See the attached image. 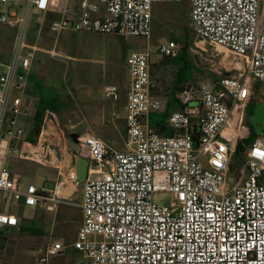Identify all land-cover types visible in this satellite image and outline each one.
I'll list each match as a JSON object with an SVG mask.
<instances>
[{
	"label": "built area",
	"instance_id": "1",
	"mask_svg": "<svg viewBox=\"0 0 264 264\" xmlns=\"http://www.w3.org/2000/svg\"><path fill=\"white\" fill-rule=\"evenodd\" d=\"M183 1L0 0L10 6L0 23L16 29L12 59L0 65V235L20 224L8 204L42 206L51 214L62 204L74 205L80 184L76 159L83 156L90 167L79 204L82 224L72 244L83 256L80 264H264V135L246 148L238 179L228 185L237 146L250 136L249 108L264 102V0H189L190 38L226 49L241 67L224 73L217 85L179 90L183 107L169 117L172 135L150 125L151 113L163 108L154 94L150 50L127 58L125 150L111 149L90 131L68 137L54 113L47 114L36 146L17 124L22 113L30 115L20 94L42 51L38 34L32 42L33 19L40 28L50 21L55 41L65 31L151 40L156 4ZM20 4L25 15L19 14ZM49 14L57 18L48 19ZM179 49L172 39L158 47L168 57ZM198 72L193 63L192 76ZM104 93L115 102L121 98L117 85L106 86ZM69 138L79 150L63 149ZM17 147L20 160L57 170L51 188L35 178L24 183L12 172L8 156L17 155ZM158 193L171 194V202H158ZM65 247L61 241L50 244L40 264Z\"/></svg>",
	"mask_w": 264,
	"mask_h": 264
},
{
	"label": "rangeland",
	"instance_id": "2",
	"mask_svg": "<svg viewBox=\"0 0 264 264\" xmlns=\"http://www.w3.org/2000/svg\"><path fill=\"white\" fill-rule=\"evenodd\" d=\"M188 6L190 7L189 0H184L180 3L156 4L151 40L141 37H118L115 35L66 31L63 32L58 41H55L48 28V30L42 29L41 35L39 37L37 36V41L42 51H38L36 54L31 74L34 81L40 82L44 87H47L48 90L50 89L49 91L58 94L61 99L69 103V106L72 108L73 117L67 114L63 119V117L56 115L57 118L59 117L60 125L67 133L68 137H71L73 133H78L82 129L79 127L80 121L82 120V122H88L103 139L110 143L113 149L125 150V133L123 132L122 124H116L118 129L122 132L121 133L116 129V125L110 122L117 120L116 116L112 114L113 112L121 118L125 117L124 107L126 101L123 95L118 102L110 100L106 98L104 90L105 86L109 83L119 86L121 91L126 89L128 79L127 58L132 52H145L150 50L152 53V63L154 65L156 64L157 67V69H153L154 81L157 83L155 77H159L168 87L173 83L177 68L171 64L165 65L161 63L160 60L163 59L158 51V47L160 43L167 42L171 38L179 39V37L185 35L187 31L189 34L188 42L191 51L193 56L196 57V65L201 71L198 72L200 75H197L195 78L199 84L207 83L214 86L216 85L214 76L220 79L226 72H236L234 71L235 69H233L234 66L241 67L239 63L240 60L226 49L212 42H205L199 39L200 37L197 38L194 35L192 36L193 38H190V34L193 31V24L191 18L186 15ZM4 8L3 5H0V13ZM22 15H25V9L22 11ZM33 18L34 13L31 20ZM1 26L4 27L3 25ZM5 27L1 30H4ZM32 35V42H34L36 35L33 33ZM15 37L14 34L8 35V38L3 42L5 49L9 51L14 49ZM46 50L55 52L48 53ZM163 65H165V67H163ZM29 82L32 81L30 80ZM159 84L162 88L165 87V84ZM33 86L34 85H30V83L27 86V91L29 90V93L36 91ZM99 98L103 100L99 101ZM160 101L164 105L166 100L163 98V100L160 99ZM198 104L199 102H193V105ZM179 105L180 104H177L176 110H180L178 108ZM62 109H64V105ZM160 113L161 112L151 113L150 125L152 128H155V123L162 119ZM98 115L102 122L94 119ZM33 122L34 117L27 115L25 112L18 116V127L26 130L24 139L30 137ZM83 130L84 129H82V131ZM82 133L83 132H81V134ZM72 146L77 150L80 149V145L77 143ZM19 153L20 148L17 147V155L13 154V152L10 154L8 165L17 174L20 172L17 170L20 168L19 165L29 167L30 170L36 172L35 180L37 184L42 185L44 183L45 174L52 173V170L32 162L19 160ZM236 157L237 160H235L234 168L229 176V187H232L238 179L240 169L244 165V159H246V152H244V155L241 154ZM14 164L17 165V168L14 167ZM33 180L34 179H32V181ZM82 190L83 184L80 183L77 195L82 196ZM155 198L162 204H169L172 200L171 194L168 193H158ZM77 200L78 199H75L73 202H81ZM19 206L20 203L18 202L8 204V207L12 209L11 212L15 213L20 218L21 222L20 226L4 231L2 238L9 240L8 243H10L12 247H15L14 244H17V249L19 251H28L29 245L26 240L39 238L40 235L21 231L20 227H26V225L31 224V222L35 220L33 219L34 217L39 220L42 226H44L47 221L48 223L55 222L56 225L58 217L55 219L54 217L52 218V216L56 215L48 212L45 213V210L43 213H39L37 217L33 215L34 208L27 207L22 211ZM78 209L80 208L78 207ZM41 214L43 215L42 218ZM59 222V228L62 229L63 232L61 236L63 238L62 242L68 245L70 241L76 239L80 222L77 217L60 219ZM37 226V224H33L32 228H36ZM12 247L9 249H12ZM68 251L75 254L73 248H70Z\"/></svg>",
	"mask_w": 264,
	"mask_h": 264
},
{
	"label": "crops",
	"instance_id": "3",
	"mask_svg": "<svg viewBox=\"0 0 264 264\" xmlns=\"http://www.w3.org/2000/svg\"><path fill=\"white\" fill-rule=\"evenodd\" d=\"M0 5H3L5 7L4 9H2L3 11H1L0 16H2L3 14H8L10 6L4 5V4H1V3H0ZM24 9H25L24 5L20 4L19 7H18L20 15L22 14V11ZM51 18H57V16L54 15V14H49L48 19H51ZM31 24H32L31 25V29H33V27H35V26L38 27L37 28L38 31H37V33L35 35H37V34L39 35V33L40 32L42 33V31H43L42 29H47V28L49 29L50 21L47 22V24L44 26V28H40L35 20H33V22ZM1 25H3L4 27L6 26L4 30H1V29L4 28ZM9 34L16 35V29L13 28L12 26L6 24V23H0V65L9 63L11 61V59H12V56H13L14 49H11L9 51V50L5 49V47L3 45V42L8 38ZM61 35H60V37H61ZM51 36H52V34H51ZM35 38H36V36H35ZM31 76H32V74H31ZM31 76L29 78V81L31 80ZM31 81L32 82H28V85H29V83H30V85H34L33 87H35V89H36L35 81L34 80H31ZM127 81H128V79H127ZM108 85H115V84L109 83ZM108 85H106V86H108ZM126 85H127V83H126ZM255 85L259 86V84L256 83V82H255ZM28 91H27V88H26V91L23 94H20L23 97V108L25 110H29L30 111V116H34L35 113H36L37 104H38L37 91H35L33 93H29ZM101 100H103V99L99 98V101H101ZM124 111H125V117L124 118H126V112H127L126 111V105L124 107ZM112 114H114V116H116L117 120L112 121L110 123L111 124H115V125L117 123H121L122 127H123L124 118H121L119 115L115 114L114 112ZM94 119H97V121L102 122L101 119H99V115L96 116ZM80 122L81 123L79 124L80 125L79 127H80V129L82 128L84 130L82 131V129H81L78 133H73V134H81V132H83L82 134H86V133H88V131H90V132L94 133L97 137L103 139L95 131V129L91 127V125L88 122H86V121L82 122V120ZM111 124H109V125H111ZM116 129H118L117 125H116ZM122 129H123V132L125 133V140H126V132L124 131V128H122ZM118 131H120V130L118 129ZM103 140L108 144V146L111 149H113V147L110 145L109 142H107L105 139H103ZM63 149L67 150V153L68 152H71V153L73 152L74 148L71 147L70 138L65 141V146H64ZM114 150H116V149H114ZM9 156H8V161H9ZM21 161H28V160H21ZM28 162H32V163H34L36 165H39V164H37V163H35L33 161H28ZM39 166H41V165H39ZM14 167L17 168V165L14 164ZM19 167L20 168L17 169L18 171H20L18 173V175L21 177V179L23 180L24 183H28L32 179L35 178V176H36V172L35 171L30 170V168L25 166V165L24 166L19 165ZM42 167L49 168V169L52 170V173L45 174V176H44L45 179H44V183H43L47 187L51 188L54 185V183H55V181L57 179V170L54 167H51V166H42ZM12 171L14 172V170H12ZM77 193L71 199L72 201H75V199H78L77 201H82V196L77 195ZM80 203L81 202H77V203H74V205L62 204L61 206H59V209H58L57 213L54 214L56 216H52V218L54 217V219L56 217H58V222L56 223V225H55V222L54 223H51V222L48 223V221H47V223L44 226H42L40 224L39 220H36L35 223H34V221H32L31 224L26 225V227H32L33 224H37L38 226L36 228H34V229H36V231H38V230L40 231L39 238L27 239L26 240V241H28L27 244L29 245L28 251H25V250L19 251L17 249V244H14L15 247H12L10 245V243H8L9 240H6V239L2 238L3 233H4L3 232L0 235V264H40L39 258L41 256V254L43 253V251L50 244H52V243H54L56 241H61L62 242L63 238L61 236H62L63 232H62V229L59 228L60 219L63 220V219H69L71 217H77L79 222H80V225H79V229H80L81 224H82V210L79 207ZM78 207L80 209H78ZM19 208L23 211L24 206L22 205V203L20 204ZM43 212H44V207L38 206V207L34 208V214L33 215H36L38 217L39 213H43ZM45 213H46V211H45ZM42 217H43V215L41 214V218ZM33 219H36V217H34ZM20 222H21V220H20ZM19 226H20V224H19ZM13 228H16V227H13ZM22 228H23V226L20 227L21 231H22ZM9 229L10 228H6L4 231L9 230ZM79 229H78V232H79ZM76 239H77V237H76ZM75 240L74 241H70L68 243V245L65 244V246H66L65 250L61 254L51 257L49 259L48 264H80L83 261V256H82V254L79 251L75 250L72 247V244L75 242ZM10 246L12 247V249H9V248H11ZM70 248H73V250L75 251L74 252L75 254H73V252L70 253L68 251ZM18 251H19V253H18ZM23 251H25V252H23Z\"/></svg>",
	"mask_w": 264,
	"mask_h": 264
},
{
	"label": "trees",
	"instance_id": "4",
	"mask_svg": "<svg viewBox=\"0 0 264 264\" xmlns=\"http://www.w3.org/2000/svg\"><path fill=\"white\" fill-rule=\"evenodd\" d=\"M186 15L187 17L191 18L189 6L187 7ZM37 31H38L37 27L36 28L33 27V29H31V34L33 33L35 35ZM171 39L176 41L180 45L179 52L175 57H168V56L161 55L163 60H160V61L161 63H164L165 65L167 64L174 65L177 68V71L175 73L173 83L169 87L165 84V82L162 79H160L159 77H155L157 80V87L154 90V94L157 98L162 99V100L164 98L166 100L165 104L163 105L162 111H160L161 112L160 114L162 115V119L155 123L154 129H157L158 131L166 135H172V131L169 128V123H168L170 115L174 111H176L177 104H180L178 107L179 109H182L183 107L177 97V92L181 89L194 88L195 90H198L199 88L198 81L192 76V73H191L193 63L196 64V60H195L196 57L192 56V58H190L191 48L188 42L189 41L188 31L186 32L185 35L180 36L179 39H175V38H171ZM190 59H192L193 62H191ZM165 65H163V67H165ZM154 68L157 69L156 64L155 65L152 64L153 77H154V71H153ZM33 79L34 78H32L31 76V80ZM214 81L216 82V85H217V83L219 82V79H217L216 76H214ZM158 82L165 84V87L162 88ZM35 85H36V91H37V97H38V104H37L36 113L33 116L34 122H33V127L31 129V132H30V137L27 138V140L31 142H36L39 139V136L45 124V120H46L48 113H54L55 115L59 117H63V119H64V116L67 114L70 117H73V112L71 110L72 108L69 106V103L64 102L58 94H55L53 91H49L50 89L48 90V88L44 87L40 82L35 81ZM47 90L50 94L47 92ZM121 93H122L121 96L123 95L124 100L126 101V89L124 91H121ZM63 105H64V109H62ZM256 107L257 105L250 106L249 112H248L250 117L253 115ZM59 117H58V121L60 122ZM249 124L251 126V136L239 142L237 146L235 160H237L236 156H239L241 154L244 155V152H246V148L257 137L260 136L259 134L255 132L253 126L251 125V122H249ZM123 128H124V131L126 132L127 130L126 129V118H124ZM36 220L37 219L33 220L34 223L36 222ZM22 231L32 233L34 235L40 234L39 230L36 231V229L32 227H23Z\"/></svg>",
	"mask_w": 264,
	"mask_h": 264
},
{
	"label": "water",
	"instance_id": "5",
	"mask_svg": "<svg viewBox=\"0 0 264 264\" xmlns=\"http://www.w3.org/2000/svg\"><path fill=\"white\" fill-rule=\"evenodd\" d=\"M225 74L230 76L232 73L226 72ZM250 122L257 134L264 135V102L257 105L253 115L250 117ZM48 123V120H46L44 125L47 126ZM72 137L75 138L76 135L73 134ZM32 145L36 146L34 142H32ZM76 167L78 180L80 183H83L88 178L90 160L86 157L80 156L76 159Z\"/></svg>",
	"mask_w": 264,
	"mask_h": 264
},
{
	"label": "bare ground",
	"instance_id": "6",
	"mask_svg": "<svg viewBox=\"0 0 264 264\" xmlns=\"http://www.w3.org/2000/svg\"><path fill=\"white\" fill-rule=\"evenodd\" d=\"M197 38H199V37H197ZM199 39H201V40H203V41L207 42V40H205V39H202V38H199ZM208 42H209V41H208Z\"/></svg>",
	"mask_w": 264,
	"mask_h": 264
}]
</instances>
